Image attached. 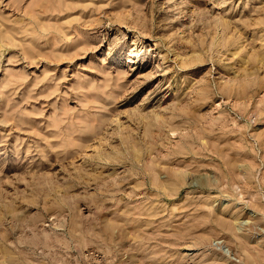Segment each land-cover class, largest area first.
<instances>
[{"label":"rangeland","instance_id":"obj_1","mask_svg":"<svg viewBox=\"0 0 264 264\" xmlns=\"http://www.w3.org/2000/svg\"><path fill=\"white\" fill-rule=\"evenodd\" d=\"M54 222L57 264H264V0H0V264Z\"/></svg>","mask_w":264,"mask_h":264},{"label":"bare ground","instance_id":"obj_2","mask_svg":"<svg viewBox=\"0 0 264 264\" xmlns=\"http://www.w3.org/2000/svg\"><path fill=\"white\" fill-rule=\"evenodd\" d=\"M257 57V56H256ZM261 61V60H260ZM166 181H168V179H165ZM165 181V182H166ZM61 208L62 209H64L63 207H62V205H61ZM61 208H59L58 206L56 207V208H50V207H46L45 208V211H47V213L48 212H53V211H58V210H60ZM69 211V210H68ZM97 213H98V216H101L104 212L100 209L99 211H97ZM44 218V216L42 215V220H44L43 219ZM55 221V220H54ZM72 222H73V224L71 225L72 226V228H70V233H71V235L72 236H74V237H77L78 236V238L79 239H81L80 241H79V243H83V238H85V236H86V233L85 232H83V229H82V227H79V226H77L75 223L76 222H74V220H73V218H72ZM41 223V222H40ZM54 224L56 225V227H54V229H53V233H44L45 235L42 237V241H41V252H42V254H43V258H46L48 261H49V263L50 264H57V262H58V252L60 251V247H62V241H60V239L58 238V237H56L55 235H54V233H56V234H58L57 233V227H58V223L56 224L55 222H54ZM92 229H93V227H92ZM42 230H44L45 232H47L46 231V229H44V228H42ZM76 231H79V235H76ZM89 231V229H86V232H88ZM130 235V234H129ZM72 239V238H71ZM86 240V239H85ZM124 242V241H123ZM67 246V245H66ZM83 246V245H82ZM68 247H69V245H68ZM104 248V247H103ZM78 249V248H77ZM92 249V248H91ZM39 250V249H38ZM88 250H90V249H88ZM74 251V250H73ZM99 251V250H98ZM79 254V253H78ZM85 259V258H84ZM72 262V261H71ZM83 262V261H82ZM87 262V261H86ZM69 263V262H68ZM42 264H48V263H42ZM61 264H65L64 262L63 263H61Z\"/></svg>","mask_w":264,"mask_h":264}]
</instances>
